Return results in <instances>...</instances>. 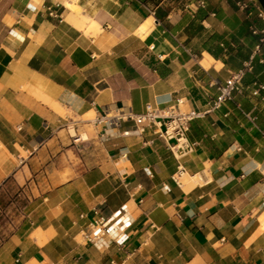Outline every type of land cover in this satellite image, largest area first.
<instances>
[{"label":"crops","instance_id":"obj_1","mask_svg":"<svg viewBox=\"0 0 264 264\" xmlns=\"http://www.w3.org/2000/svg\"><path fill=\"white\" fill-rule=\"evenodd\" d=\"M67 4L90 22H70ZM261 11L259 0H0V191L26 185L73 119L93 126L85 147L97 148L38 171L41 219L0 264H264ZM240 71L242 90L213 109ZM149 105L204 114L191 153L176 159L157 127L127 117ZM123 207V243L89 244L94 211Z\"/></svg>","mask_w":264,"mask_h":264},{"label":"built area","instance_id":"obj_2","mask_svg":"<svg viewBox=\"0 0 264 264\" xmlns=\"http://www.w3.org/2000/svg\"><path fill=\"white\" fill-rule=\"evenodd\" d=\"M260 15L264 17V11H261ZM261 43L264 44V31ZM243 76L244 72L240 71L232 74L225 82L218 84V95L215 98L213 109L221 108L234 97L235 93L242 90ZM203 115L196 110L186 112L179 105H172L165 110H159L149 105L144 114L129 113L127 117L135 121L137 128L143 129L151 125L157 127L158 135L171 143L170 149L176 159L179 160L194 150V146L189 140L190 125L195 120L202 118ZM183 173L184 169L179 165L173 176L177 184H180ZM125 211L126 209L123 207L121 211L110 218H105L99 215L98 210H95L94 212L98 217L91 224V233L85 235L86 241L89 244H100L104 248H109L112 242L123 243L124 230L132 225L127 216L119 220Z\"/></svg>","mask_w":264,"mask_h":264},{"label":"rangeland","instance_id":"obj_3","mask_svg":"<svg viewBox=\"0 0 264 264\" xmlns=\"http://www.w3.org/2000/svg\"><path fill=\"white\" fill-rule=\"evenodd\" d=\"M73 122L61 127L60 150L49 148L41 165H30L32 177L30 176V181L26 185L19 187L16 181L12 180L0 191V250L13 235L23 234L41 219L43 200L41 196H35L33 192L38 171H51L56 157L62 154L70 153L68 158L74 159V155L79 158L87 155L88 152L97 151L94 145L85 147L87 141L83 139L84 134L91 137L93 126L82 122L80 118L73 119Z\"/></svg>","mask_w":264,"mask_h":264},{"label":"bare ground","instance_id":"obj_4","mask_svg":"<svg viewBox=\"0 0 264 264\" xmlns=\"http://www.w3.org/2000/svg\"><path fill=\"white\" fill-rule=\"evenodd\" d=\"M67 6L69 9H71V12H72V14L68 16V20L70 22H72V23H74L80 27H85L87 25V23L90 22V20L86 16L82 15L81 9L78 6H76L75 4H67ZM148 25H149V22L147 23V25L136 30L137 33L140 35L145 34L148 31V29H147ZM132 63L137 68L142 69L141 66L139 64H137V62H135L134 60H132ZM200 65L202 67H204L205 69H208L213 65V59L210 56L205 55V58L200 61ZM83 139H85V140L88 139L86 134L83 135Z\"/></svg>","mask_w":264,"mask_h":264},{"label":"water","instance_id":"obj_5","mask_svg":"<svg viewBox=\"0 0 264 264\" xmlns=\"http://www.w3.org/2000/svg\"><path fill=\"white\" fill-rule=\"evenodd\" d=\"M260 4L262 5L263 9H264V0H259Z\"/></svg>","mask_w":264,"mask_h":264},{"label":"trees","instance_id":"obj_6","mask_svg":"<svg viewBox=\"0 0 264 264\" xmlns=\"http://www.w3.org/2000/svg\"><path fill=\"white\" fill-rule=\"evenodd\" d=\"M242 81H243V80H242ZM235 94H236V93H235ZM235 94H234V97H235ZM234 97H233V98H234ZM233 98H232V99H233ZM232 99H231V100H232ZM231 100H230V101H231Z\"/></svg>","mask_w":264,"mask_h":264}]
</instances>
